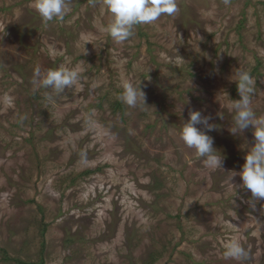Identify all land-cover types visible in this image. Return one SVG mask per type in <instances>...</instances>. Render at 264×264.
I'll return each mask as SVG.
<instances>
[{"label":"rangeland","instance_id":"374dc122","mask_svg":"<svg viewBox=\"0 0 264 264\" xmlns=\"http://www.w3.org/2000/svg\"><path fill=\"white\" fill-rule=\"evenodd\" d=\"M175 2L117 43L104 0L47 24L35 0H0V264H264V200L239 175L253 131H230L240 71L264 120V0ZM59 67L81 78L40 87L35 70ZM192 110L217 126L222 168L181 140ZM231 240L247 261L224 256Z\"/></svg>","mask_w":264,"mask_h":264},{"label":"clouds","instance_id":"9594fccd","mask_svg":"<svg viewBox=\"0 0 264 264\" xmlns=\"http://www.w3.org/2000/svg\"><path fill=\"white\" fill-rule=\"evenodd\" d=\"M104 3L112 15L107 31L117 43L133 37L136 26L152 24L161 16H171L178 11L175 0H104ZM35 10L45 24L54 20L63 21L68 11V0H35ZM35 75L39 78L40 87L51 89L55 94L72 88L81 78L77 70L65 67L49 69L42 77L37 68ZM236 76L234 81L240 99L232 103L234 127L230 131L238 134L250 127L253 131L254 143L246 153L239 175L242 187L251 192L249 203L255 208L256 201L264 200V120L257 118L251 103L256 80L249 71H240ZM140 85L141 82L124 85L121 99L130 108L146 105L145 93ZM47 99L51 101L53 96L49 95ZM218 116L223 118L221 113ZM211 120L210 115H202L199 110L190 111L180 138L188 148L195 150L197 157L204 159L207 166L219 169L222 168L223 160L219 151L213 147V137L208 134L217 130V126L210 123ZM224 256L236 261H247L250 253L238 240H231L225 245Z\"/></svg>","mask_w":264,"mask_h":264},{"label":"trees","instance_id":"16d2710c","mask_svg":"<svg viewBox=\"0 0 264 264\" xmlns=\"http://www.w3.org/2000/svg\"><path fill=\"white\" fill-rule=\"evenodd\" d=\"M5 258H8L5 256ZM31 264H44L43 262H36V263H31Z\"/></svg>","mask_w":264,"mask_h":264}]
</instances>
